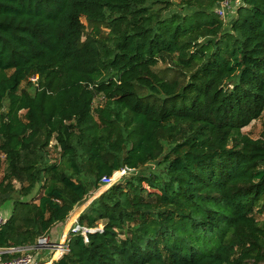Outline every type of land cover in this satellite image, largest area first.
<instances>
[{
    "label": "trees",
    "instance_id": "obj_1",
    "mask_svg": "<svg viewBox=\"0 0 264 264\" xmlns=\"http://www.w3.org/2000/svg\"><path fill=\"white\" fill-rule=\"evenodd\" d=\"M220 1L0 0V248L128 166L79 217L103 231L53 264H264V135L242 131L264 112V0L229 22Z\"/></svg>",
    "mask_w": 264,
    "mask_h": 264
},
{
    "label": "rangeland",
    "instance_id": "obj_2",
    "mask_svg": "<svg viewBox=\"0 0 264 264\" xmlns=\"http://www.w3.org/2000/svg\"><path fill=\"white\" fill-rule=\"evenodd\" d=\"M172 1L177 3L180 0H172ZM231 1H232V5L226 4V0H224L223 3H224V5L226 4L225 8L222 11H220V14H219V12H217L226 22H229L231 20V18L234 16L236 9H237V5L239 4V0H231ZM84 21L87 24V20L85 18H84ZM109 31H110V29H108L104 26H101L98 29L87 27V30H86V32L88 34H91L92 36L97 37V38L107 37L109 35ZM22 87H27V83L23 82ZM102 102H103V97L100 95L97 97V99L95 101V105L101 104ZM242 131L244 133L249 134L253 138L262 137L264 135V112L259 118L253 120L249 125L245 126L242 129ZM51 144H52V146L50 147V152H51L50 156H51L52 160H59V157H60L59 151L60 150H59V148L55 147V141H52ZM3 157H4V155H3ZM5 166H6V164H3L2 172L0 174V179L3 175V171L5 169ZM16 184H17L16 185L17 187L20 186L19 182H17ZM109 187L110 186L102 184V186L99 189L90 192V194L85 198L84 201H82L81 203H79L75 206L74 210L69 214L68 218L65 221H63L64 222V230H63L64 232L62 234L63 239L65 237L64 234L70 233V229H71L72 225L77 220H79L80 215L85 211V209L89 206V204L96 197H98L103 191H105ZM38 190H39V188L35 189L29 196L25 197V199L32 200L33 198L37 197L39 194ZM15 197H16V194H15ZM12 208H13V201H11V200L7 201L4 204V206L0 209V219L8 218L12 213ZM80 211H81V213L79 214ZM256 217L262 224H264V208H261V205H259L257 208ZM98 226L99 227L104 226L103 222L102 221L99 222ZM61 231H62V228H57L56 230H53L51 235L53 234V237H54L55 233L58 232V236H59ZM63 239H60V240L63 241ZM62 241H59L56 243H61ZM37 252H38V254H36ZM30 253L33 254L37 259H39L40 262L43 264H52L59 257V252L57 250L50 252V251L45 250V249H38V250H36V252H30Z\"/></svg>",
    "mask_w": 264,
    "mask_h": 264
},
{
    "label": "built area",
    "instance_id": "obj_3",
    "mask_svg": "<svg viewBox=\"0 0 264 264\" xmlns=\"http://www.w3.org/2000/svg\"><path fill=\"white\" fill-rule=\"evenodd\" d=\"M224 1V0H223ZM223 1L220 2V4L217 6V12L222 11L225 8L226 4H231V0H226V4L224 5ZM223 15V14H222ZM224 16V15H223ZM33 81H36L38 79V76H34ZM131 171H133V168H130L128 166H124L118 170H116L112 175H104L101 178V183L103 185L112 186L114 183L122 179L125 175L129 174ZM6 219H0V225L3 223ZM102 232L103 226L99 227H87L85 225H82L79 220H77L71 227L70 233L67 234V236L64 237L63 241L61 243H56L51 241V239L47 235L40 236L37 240V244L35 246L31 247H25V248H10V249H4L0 248V264H43L40 262L39 259H37L33 254H31V250H38V249H45L50 252L58 251L59 252V258H61L63 255L69 252V239L70 234H82L84 236L85 242H88V234L93 232ZM21 252V255L18 257L11 258L9 260H3L1 255L5 252ZM53 264V263H52Z\"/></svg>",
    "mask_w": 264,
    "mask_h": 264
},
{
    "label": "crops",
    "instance_id": "obj_4",
    "mask_svg": "<svg viewBox=\"0 0 264 264\" xmlns=\"http://www.w3.org/2000/svg\"><path fill=\"white\" fill-rule=\"evenodd\" d=\"M74 210V209H73ZM72 210V211H73ZM82 211V210H81ZM81 211L79 212V214L81 213ZM57 228H62V231H61V233H60V235L58 236V232L57 233H55V236L53 237V234L51 235V233L53 232V230H56ZM64 230V222L63 221H61V222H57L51 229H50V231L48 232V234H47V236L52 240V241H54V242H59V241H62V240H60V239H63V231ZM64 236H67V234H64ZM36 254H38V252L36 253Z\"/></svg>",
    "mask_w": 264,
    "mask_h": 264
}]
</instances>
